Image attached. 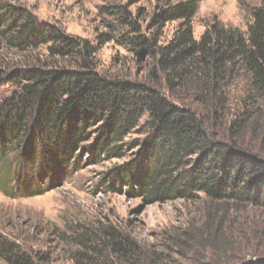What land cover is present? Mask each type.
Segmentation results:
<instances>
[{
  "label": "trees",
  "instance_id": "16d2710c",
  "mask_svg": "<svg viewBox=\"0 0 264 264\" xmlns=\"http://www.w3.org/2000/svg\"><path fill=\"white\" fill-rule=\"evenodd\" d=\"M142 1L129 0L128 7ZM157 3L146 26L128 7L104 10L117 19L123 45L151 59L160 85L108 78L95 68L91 43L39 23L24 9L0 6L6 48L46 47L49 59H58L22 68L0 56L2 76L17 87L0 104V189L9 197L19 189L41 193L24 176L26 167L43 180L49 164L77 165L86 154L99 164L136 150L110 172L106 188L147 205L204 198L210 220L219 216L203 235L208 264L223 254L264 264V0L248 9L247 30L215 20L199 39L193 30L199 0ZM177 21L171 39L161 43L164 28ZM132 135L140 138L126 142ZM59 239L74 247L73 264L159 263L113 224H78ZM52 258L50 251L0 238L6 264H52Z\"/></svg>",
  "mask_w": 264,
  "mask_h": 264
},
{
  "label": "rangeland",
  "instance_id": "374dc122",
  "mask_svg": "<svg viewBox=\"0 0 264 264\" xmlns=\"http://www.w3.org/2000/svg\"><path fill=\"white\" fill-rule=\"evenodd\" d=\"M180 1L187 0H173V3ZM262 2L199 0L193 20L194 37L199 39L215 20L226 26L247 30L251 22L248 9ZM128 3L129 0H0V6L24 9L39 23L55 26L70 37L91 43L96 49L93 59L100 74L108 78L160 85L153 77L151 59L147 55L136 57L123 45L116 30L119 27L117 19L110 11L106 13L104 10L115 5L128 7ZM157 5V0H144L128 7V10L134 13V20L146 26ZM179 24V21L167 24L161 43L171 39ZM47 55L46 47L20 52L6 48L0 41L1 62L10 66L26 68L58 61L56 58L50 60ZM62 62L69 63L65 60ZM16 89L0 71V104ZM137 138L140 137L132 135L126 142ZM132 152L123 159L99 164H93L88 154L83 155V162L77 165L62 164L54 168L49 164L44 169L43 180L26 167L24 176L27 180L33 186L40 185L45 190L28 195L19 189L15 197H9L0 189V238L15 240L34 252L50 251L53 253L52 264H73L69 254L74 247L63 240L61 242L59 233L68 232L78 224H113L135 238L146 257L158 264H208L211 252L204 245L203 235L211 220L206 199H179L147 205L141 199L130 198L124 191L106 188L110 172L130 160ZM251 215L254 214L245 215L249 222ZM211 218H214L211 222H215L219 216ZM259 232L264 236V225ZM209 238L215 241L214 235ZM221 240V243L224 242V235H221ZM231 256L224 257L223 254L221 259L217 257V261L221 260L217 264H239L243 259V263L254 260L248 255L244 257V254L241 257L238 254ZM0 264L6 263L0 259Z\"/></svg>",
  "mask_w": 264,
  "mask_h": 264
}]
</instances>
